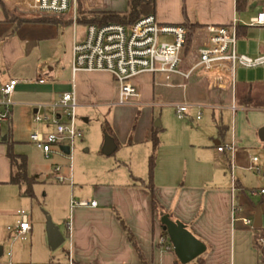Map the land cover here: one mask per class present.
Masks as SVG:
<instances>
[{"label": "crops", "instance_id": "crops-1", "mask_svg": "<svg viewBox=\"0 0 264 264\" xmlns=\"http://www.w3.org/2000/svg\"><path fill=\"white\" fill-rule=\"evenodd\" d=\"M2 1L16 14L32 15L26 7L27 0ZM81 2L88 11L109 10L105 0ZM77 8L78 5L65 16L74 19ZM260 12H264V2L243 16L236 12V0H156L155 4L159 22L197 26L189 49L185 48L184 71L198 62L199 51L207 45V26L231 25L237 21L238 34L251 39L250 29L264 31V27L250 25L251 19ZM9 19L0 8V90L10 79L19 81L12 98L15 105L11 119L3 124L0 133V219L4 218L0 221V242L6 237L10 240V229L20 220V211L16 214L6 211L2 195L3 187L11 185L12 172L3 137L10 134L11 140L16 142L15 153L27 156L29 166L30 155L18 150L25 141L20 139L16 126L23 118L29 119L31 135L32 117L38 105L53 104L62 94L75 90L81 113L94 108L121 107L116 105L118 84L109 73L79 72L73 75L72 54L69 64L65 65L59 52L50 55L51 60L56 58V61L49 62L48 57L41 61L42 56L39 58L36 51L40 46L38 41L48 37L44 32H31L35 28L54 29L53 36L58 39L60 26L24 24L17 28ZM76 41L74 36L73 45ZM260 43L258 38L256 50L245 53L247 51L241 49V55L252 58L264 55ZM248 70V73L241 72L239 82L235 81L238 71L232 80L221 73L202 69L190 79L173 76L167 80L164 76L147 73L134 79L139 91V105L134 107H141L143 111L126 118H114L111 127L117 148L109 155H114V160L103 162V181L94 183L88 194L82 189H72L70 220L56 218L55 224L64 235L65 243L68 242L64 258L42 263L31 254L29 259L35 261H20L19 254L11 251L8 262L1 264L65 263L70 257L74 264H178L172 251L161 245L164 238L161 213L153 210L150 192L143 186L134 185V181L148 179V160L152 153L150 135L156 128L155 109L174 108L179 94L190 97L191 102L184 103L202 106L199 109L201 115L204 109L209 110L210 118L205 120L201 116L198 120L200 113H197L189 124L178 123L172 127L169 141L160 140L154 186L163 213L185 224L206 245L205 264H264L261 253L264 252V142L259 135L264 128V66ZM217 111H221L220 114ZM5 124H8L7 130ZM219 126L226 128L225 133L219 134ZM157 128L160 139L166 129L160 124ZM26 143L31 144L30 136ZM82 143L90 145L87 140ZM232 144L233 152L218 151V147ZM254 157L259 159L261 173L250 169ZM28 174L37 176V182H40L38 173L28 170ZM63 176L68 180L65 183L75 187L72 175ZM72 199L95 201L97 206L71 207ZM257 208L262 217L259 229L253 228ZM116 213L134 236L142 258ZM28 215L32 225L28 239L34 241L40 224L36 220L33 225L32 215ZM244 219H250L252 226H246Z\"/></svg>", "mask_w": 264, "mask_h": 264}, {"label": "built area", "instance_id": "built-area-1", "mask_svg": "<svg viewBox=\"0 0 264 264\" xmlns=\"http://www.w3.org/2000/svg\"><path fill=\"white\" fill-rule=\"evenodd\" d=\"M78 0H27L26 7L32 14L63 17L73 8ZM76 26V17H74ZM251 26L264 27V12L251 19ZM207 45L199 51L198 62L188 71L183 70V58L188 31L182 24H163L155 15L143 17L130 26L110 24L103 27L89 25L86 27L82 41L74 42L72 48V72H105L112 75L119 87V99L116 105H139V91L133 80L142 74L164 76L169 80L173 76L190 79L199 69L207 72H218L234 80L238 68L255 69L264 66V55L252 58L240 55L237 50V21L231 25H210L206 27ZM167 38H170L168 41ZM161 39H166L161 41ZM44 83V80H39ZM19 81L10 79L0 90V133L2 124L11 119L15 105L12 98ZM79 102L75 90L62 94L59 100L49 105H38L34 114V122L43 125L45 130L37 129L30 135V143L50 157L54 152L64 154L62 147L73 150L76 139L82 140L83 134L76 124ZM175 113L179 120H184L192 108L201 109L200 105L188 103L175 104ZM44 111V115L42 112ZM201 119V113L197 116ZM233 152L234 144L218 147L220 153ZM66 155V154H64ZM258 173L262 172L259 159L254 157L250 167ZM54 179L62 184L67 182L61 169H54ZM72 184V180H69ZM264 193V191L262 192ZM97 206V202L71 200V207ZM20 220L16 227L10 229L13 241H26L32 232L29 215L19 212ZM246 226H252L250 219H244ZM161 245L173 251L171 242L165 238ZM11 257V253H8ZM1 264V263H0ZM74 264L68 258L65 263ZM181 264V263H178Z\"/></svg>", "mask_w": 264, "mask_h": 264}, {"label": "rangeland", "instance_id": "rangeland-1", "mask_svg": "<svg viewBox=\"0 0 264 264\" xmlns=\"http://www.w3.org/2000/svg\"><path fill=\"white\" fill-rule=\"evenodd\" d=\"M105 2L108 5V11L121 13L128 10L127 0H105ZM262 2L263 0H250L248 9L240 14V16L248 14L251 10L256 9V6ZM18 16L22 15L18 14ZM60 18L66 20L69 16ZM53 30L54 29L43 27V29L35 28V31L31 32L32 34L44 32L46 37H48L45 39L41 38L42 40L38 41L40 46L36 50L37 55L39 58L42 56L41 61H43L45 57H48L50 62V55L59 52L63 64H69L74 36L78 41H82L85 36V28L80 25L60 27L57 29L58 39L53 36ZM248 32L250 35L249 38L251 39L243 35H239L237 38V50L240 55L243 53L241 49L247 51L245 53H248V51L254 52L258 46L256 45L258 38H260L261 47H264V31H260L258 28H252ZM165 40L166 39H161V41ZM167 40L169 41L170 38H167ZM58 46L62 48L59 49ZM51 61H56V58H52ZM237 71L238 77L235 78V81L238 82L241 77V72H249L248 69L243 68H238ZM176 99L175 101L178 102V104L191 102L189 96L185 98L182 94H179ZM139 111L142 112L143 109L141 107H131L130 105H123L119 108H94L87 113H81L80 110H78L76 124L83 134V139L75 140L70 155H64L56 151L50 157H45L35 145H28V143H26V140L30 136L31 124L29 119L23 118L21 120L20 124H18L19 126L17 125L16 128L19 130L20 139L25 142L22 143L18 150L28 153V157L30 155L31 162L29 158L28 170L29 172L32 170L38 173L40 175V182H37L33 187V198L24 195L26 190L25 186L16 185L3 187L2 195H4L5 198L6 211H10V213L13 214H16L17 211H25L32 215L33 225H35L36 220L40 225L39 227L37 226V235L34 241L32 238H29L27 241L20 239L13 241L11 236L10 240H8L7 237L5 240H2L0 246L4 248L5 254L0 258V263L8 262V253L11 251L13 254H19L22 258L20 261H35V259H29L31 254L33 257H38V261L42 263L48 262L50 259L61 260L64 258V250L68 247V242L64 243L56 251H51L48 245L46 231L47 216H50L54 223L57 217H63L67 221L70 220L69 201L72 196V189H82L85 194L90 193L94 183L103 181L101 180L105 176V166L103 162L106 160H114L115 158L114 155L107 156L103 153L105 145L103 125L108 123L111 126L115 117L126 118ZM220 112L221 111H217L216 113L220 114ZM197 113H200L199 109H192L188 113L189 118L179 120L175 114L174 108L166 106L162 109H155L156 123H159L163 129H166V133L160 135V140L164 142L169 141L172 127H176L178 123L181 125L189 124L193 118L195 119ZM42 114L44 115V111ZM201 116L205 120L209 119V110L204 109ZM85 119L88 120L87 123ZM229 125L232 127V124L229 123ZM41 127H43V125L35 123L33 116L32 132ZM4 128L7 130L8 124H5ZM86 140L89 142L90 148H88L89 146L82 145V142ZM257 157H260L258 153ZM56 167L61 169L62 175H72L75 187L71 188L67 183L60 184L54 179L53 172ZM67 172L69 174H67ZM3 220L4 218L2 217L0 221ZM172 254L176 257L174 251H172ZM191 264H197V260Z\"/></svg>", "mask_w": 264, "mask_h": 264}, {"label": "trees", "instance_id": "trees-1", "mask_svg": "<svg viewBox=\"0 0 264 264\" xmlns=\"http://www.w3.org/2000/svg\"><path fill=\"white\" fill-rule=\"evenodd\" d=\"M264 2V0H263ZM250 0H236V12L239 14L244 13L249 7ZM155 4L156 0H129L128 10L126 12H113V11H88L84 8L81 0H78V8L76 13V25L89 26L95 25L97 27H103L110 24H119L124 26H130L138 22L140 19L146 16L155 15ZM0 8L3 10L4 14L7 16V20L14 22L16 27L19 28L24 24H44V25H54L60 27H67L70 25H75L73 17H69L66 20L60 17L53 16H39V15H28V16H18L15 10H8L6 5L2 0H0ZM185 13V12H184ZM183 25V24H182ZM188 31L186 38V49L188 50L193 39L194 31L196 30V25L185 24L184 25ZM239 26H237V36H239ZM219 134H223L226 128L223 126L218 127ZM159 128L152 130L150 135V143L152 145V153L148 160V179L145 180H135L134 185H140L148 189L151 194L153 210L159 213H163L156 195L154 186V176L156 169V161L158 156V150L160 148L159 139ZM103 133L105 138L107 136L114 139V133L112 127L106 123L103 125ZM115 141V139H114ZM16 142L12 141L10 134L8 135V140L5 145L7 148V157L11 163V178L10 184L16 186H25L26 190L24 195L30 198L34 197L33 187L38 181L37 176H29L28 174V158L25 155H18L14 151V146ZM117 214L128 238L135 248L138 255L142 258V253L136 243V240L130 230L124 224L121 216ZM172 219V218H171ZM163 237L166 241L170 242L168 234L164 231ZM263 257L264 252L261 251ZM180 263V262H179ZM197 264H205L204 255L197 258Z\"/></svg>", "mask_w": 264, "mask_h": 264}, {"label": "water", "instance_id": "water-1", "mask_svg": "<svg viewBox=\"0 0 264 264\" xmlns=\"http://www.w3.org/2000/svg\"><path fill=\"white\" fill-rule=\"evenodd\" d=\"M156 127L159 123L155 124ZM260 139L264 142V128L260 130ZM7 136H4L2 141L6 142ZM117 148L115 141L112 137L107 136L105 138V145L103 153L105 155L112 154ZM62 152L66 155H70V148L64 146L61 148ZM160 222L163 231L168 234L169 240L173 246V251L181 264H191L197 258L204 255L207 251L206 245L196 238L187 228L185 224L180 221H174L170 215L161 213ZM262 226L261 211L257 208V213L254 218L253 228L259 229ZM47 237L48 244L52 251L58 250L64 243L65 237L60 231L59 227L53 222L50 216H47ZM4 254V248L0 246V258Z\"/></svg>", "mask_w": 264, "mask_h": 264}]
</instances>
